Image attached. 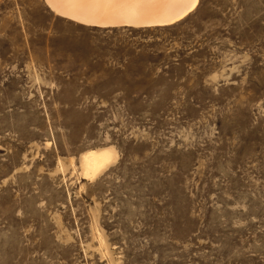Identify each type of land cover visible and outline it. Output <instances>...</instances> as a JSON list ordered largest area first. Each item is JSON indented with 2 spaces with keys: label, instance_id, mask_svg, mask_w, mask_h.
Listing matches in <instances>:
<instances>
[{
  "label": "rangeland",
  "instance_id": "rangeland-1",
  "mask_svg": "<svg viewBox=\"0 0 264 264\" xmlns=\"http://www.w3.org/2000/svg\"><path fill=\"white\" fill-rule=\"evenodd\" d=\"M171 24L0 0V264H264V0Z\"/></svg>",
  "mask_w": 264,
  "mask_h": 264
},
{
  "label": "bare ground",
  "instance_id": "bare-ground-1",
  "mask_svg": "<svg viewBox=\"0 0 264 264\" xmlns=\"http://www.w3.org/2000/svg\"><path fill=\"white\" fill-rule=\"evenodd\" d=\"M198 0H45L57 15L97 27L154 26L177 22ZM113 159L110 149L90 151L82 157V173L94 176Z\"/></svg>",
  "mask_w": 264,
  "mask_h": 264
},
{
  "label": "trees",
  "instance_id": "trees-1",
  "mask_svg": "<svg viewBox=\"0 0 264 264\" xmlns=\"http://www.w3.org/2000/svg\"><path fill=\"white\" fill-rule=\"evenodd\" d=\"M172 25V24H171ZM171 25H166V26H156V28H166V27H170ZM120 27V26H119ZM126 27V26H125ZM130 27V26H128ZM132 27V26H131ZM105 28V27H103ZM142 29H151V28H154V27H149V26H146V27H141Z\"/></svg>",
  "mask_w": 264,
  "mask_h": 264
}]
</instances>
